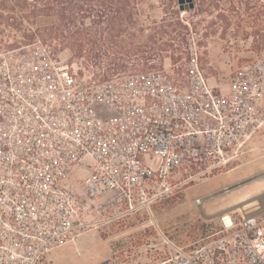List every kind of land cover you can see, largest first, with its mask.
Segmentation results:
<instances>
[{"label":"built area","instance_id":"1","mask_svg":"<svg viewBox=\"0 0 264 264\" xmlns=\"http://www.w3.org/2000/svg\"><path fill=\"white\" fill-rule=\"evenodd\" d=\"M43 55L0 54V264H40L93 216L153 217L159 201L227 168L261 126L263 59L225 91L197 59L183 81L148 68L86 85ZM217 220L150 264H264V209Z\"/></svg>","mask_w":264,"mask_h":264},{"label":"rangeland","instance_id":"2","mask_svg":"<svg viewBox=\"0 0 264 264\" xmlns=\"http://www.w3.org/2000/svg\"><path fill=\"white\" fill-rule=\"evenodd\" d=\"M194 3L182 10L179 0H68L63 23L58 9L19 25L0 22V54L19 62L49 52L86 85L148 68L183 81L197 59L210 84L229 91L241 66L264 60V0ZM259 107L264 111V95ZM224 183L237 184L218 195ZM203 196L202 205L193 204ZM237 196L249 200L235 207L264 209V115L227 168L159 201L153 217H90L93 224L40 264H150L173 251L171 242L201 241L216 226L214 212Z\"/></svg>","mask_w":264,"mask_h":264},{"label":"trees","instance_id":"3","mask_svg":"<svg viewBox=\"0 0 264 264\" xmlns=\"http://www.w3.org/2000/svg\"><path fill=\"white\" fill-rule=\"evenodd\" d=\"M67 3L68 0H0V22L19 25L24 20L35 21L40 10L58 9L63 23L67 18ZM5 9L13 13H5Z\"/></svg>","mask_w":264,"mask_h":264},{"label":"crops","instance_id":"4","mask_svg":"<svg viewBox=\"0 0 264 264\" xmlns=\"http://www.w3.org/2000/svg\"><path fill=\"white\" fill-rule=\"evenodd\" d=\"M229 172H232V171L230 170V171H228L227 173H229ZM227 173H223V174H221V175H219V176L226 175ZM219 176H218V177H219ZM236 184H237V183H236ZM236 184L233 183V185L231 184L232 186H230V184H226V183H224L223 185H221L220 187H218V188L215 189L214 191H220V193L218 194V195H220V194H222V193H226V192H227V191H224V188H225V187H230V188H232L233 186H236ZM214 191H212V192H214ZM210 193H211V192H210ZM241 199H242L241 196H237V197H234V198L230 199V200L228 201V205H227V206L218 209V211H216V212H214V213L217 214V213H219V212H221V211L232 210V209L236 208L233 204H235L236 202H239Z\"/></svg>","mask_w":264,"mask_h":264},{"label":"water","instance_id":"5","mask_svg":"<svg viewBox=\"0 0 264 264\" xmlns=\"http://www.w3.org/2000/svg\"><path fill=\"white\" fill-rule=\"evenodd\" d=\"M179 1H180V6H181L182 10H184L186 8V4H188L189 7L194 6V0H179ZM240 184H242V183H239L238 185H240ZM230 189H231L230 187H225L224 191H228Z\"/></svg>","mask_w":264,"mask_h":264},{"label":"bare ground","instance_id":"6","mask_svg":"<svg viewBox=\"0 0 264 264\" xmlns=\"http://www.w3.org/2000/svg\"><path fill=\"white\" fill-rule=\"evenodd\" d=\"M204 197V196H203ZM203 198H200V201H198V203H202L203 202ZM246 200H249V199H244V200H242L241 202H238V203H236L235 205H238L239 203H244V201H246ZM195 203H197V201H195Z\"/></svg>","mask_w":264,"mask_h":264}]
</instances>
